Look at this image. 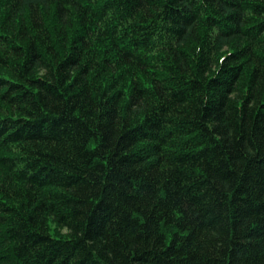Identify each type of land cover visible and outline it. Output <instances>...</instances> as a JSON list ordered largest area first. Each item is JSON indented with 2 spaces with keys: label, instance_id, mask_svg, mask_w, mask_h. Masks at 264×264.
Segmentation results:
<instances>
[{
  "label": "trees",
  "instance_id": "1",
  "mask_svg": "<svg viewBox=\"0 0 264 264\" xmlns=\"http://www.w3.org/2000/svg\"><path fill=\"white\" fill-rule=\"evenodd\" d=\"M0 264H264V0H0Z\"/></svg>",
  "mask_w": 264,
  "mask_h": 264
}]
</instances>
